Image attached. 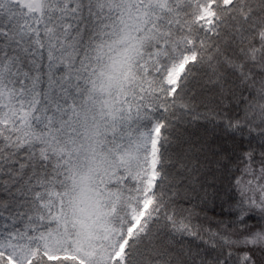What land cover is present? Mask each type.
I'll list each match as a JSON object with an SVG mask.
<instances>
[{"label": "snow or ice", "instance_id": "6c2138e0", "mask_svg": "<svg viewBox=\"0 0 264 264\" xmlns=\"http://www.w3.org/2000/svg\"><path fill=\"white\" fill-rule=\"evenodd\" d=\"M0 264H264V0H0Z\"/></svg>", "mask_w": 264, "mask_h": 264}]
</instances>
